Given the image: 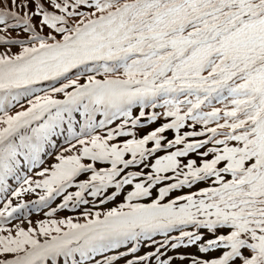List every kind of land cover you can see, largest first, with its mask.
Returning <instances> with one entry per match:
<instances>
[{
    "label": "snow or ice",
    "instance_id": "1",
    "mask_svg": "<svg viewBox=\"0 0 264 264\" xmlns=\"http://www.w3.org/2000/svg\"><path fill=\"white\" fill-rule=\"evenodd\" d=\"M9 30L25 35H5ZM4 45L20 50L0 53V264H118L128 254L125 264H145L152 254H135L157 234L164 236L161 248L220 253L191 264H264V0H0ZM74 70L87 82L70 79ZM100 73L104 79L96 78ZM61 79L58 87H39ZM22 100L28 106L9 114ZM148 107L162 111L146 122L168 121L140 138L125 131ZM101 110L108 123L123 118L104 137L92 134ZM77 113L84 121L79 132ZM65 126L75 144L69 140L37 179L21 176L26 164L42 162L45 146ZM166 130H174L172 139ZM114 136L132 138L109 143ZM96 162L109 166L98 169ZM198 183L207 186L169 198ZM125 186H132L126 203L102 218L85 212L84 223L45 220L38 230L16 225L14 234L4 227L26 214L24 193L39 190L32 203L43 207L62 196L57 208L75 209L89 203L86 194L103 204ZM154 188L155 199L139 202ZM9 193L19 202L13 205ZM125 245L126 252L106 254Z\"/></svg>",
    "mask_w": 264,
    "mask_h": 264
},
{
    "label": "rangeland",
    "instance_id": "2",
    "mask_svg": "<svg viewBox=\"0 0 264 264\" xmlns=\"http://www.w3.org/2000/svg\"><path fill=\"white\" fill-rule=\"evenodd\" d=\"M6 6V3H5ZM84 10H87L86 8ZM44 33L48 32V29H43ZM5 35L10 34L11 36H17V35H25L23 33H20L19 30H9L7 33H4ZM58 39L60 38L59 36L57 37ZM9 48L10 52L12 54L17 53L20 49L19 46L16 45H12V46H8V45H4V46H0V53H2L4 51L5 48ZM69 78L70 79H77L79 83L83 84L87 82V77L83 76H78V72L76 70H74L73 72H71L69 74ZM97 79H104V77L97 75L96 76ZM66 80L61 79L60 81L56 82V81H48L45 82L43 84H40L39 87L41 89L44 90H49L52 86H60V84L65 83ZM69 91L72 90L71 88L68 89ZM43 94V93H41ZM54 98L56 99H63L64 98V94L63 93H54L53 94ZM27 102L26 100H22L20 104H14L11 109H10V114L14 115L17 111H21L23 110V108H26ZM141 111L140 106L138 105H134L132 108V115L133 117H138L139 113ZM146 116L140 118V123H138L135 128H133L129 122L128 125L125 126V131H133L136 133V137L140 138L142 137L144 134L154 130L156 127L162 125L163 123L167 122L168 119L164 122H162V118L160 117L158 118L156 121L153 122H146V118L147 115L150 114L152 111H157V112H161L162 109L157 108L155 110H153L151 107L145 108L144 109ZM123 118H114L112 119L111 123L107 122V118L103 112V110L98 111L96 113H94V119H93V125L95 127V131L92 133L93 135H100L102 137L106 136L107 132L111 129H115L119 124H121ZM104 121L103 124H101L100 122ZM83 117L80 116L78 113L75 114V117L73 119V124L75 125V131L79 132L80 131V127L81 124H83ZM164 135L167 137V139H171L174 136V130H166V132L164 133ZM71 136L72 133H70L67 129V126H65L64 128H62L59 132V135L55 136L52 138V140L49 141V143L45 146L44 151L42 153V162L40 164H38L36 167L31 168L29 165H25L23 167V170H26V168L29 170V173H26V175H33V179H37L38 177L36 176V173H38L39 171H41L43 168H47L51 165H53L56 161V157L57 154L61 153L64 149H67L69 147V140H71ZM83 138V137H81ZM132 138L130 136H119V137H115L113 138V140L109 141V143H117V144H121L123 141H125L126 139ZM199 138H203V137H199ZM71 143L75 144V140H71ZM149 147H151V143L148 145ZM81 146H77V148H79ZM201 151H203V149H201ZM65 154H73L72 152H68ZM163 154V152H158L156 155H161ZM126 158H128V156L126 155ZM189 158H195L197 159V162L199 163V157L196 156L195 154H192ZM84 162L88 163L91 162L88 160V158H84ZM109 165L106 162H96L95 163V167L102 168V167H108ZM142 168L141 167H133L128 169L127 171H140ZM143 171L147 172L148 169L144 168ZM90 174H85L82 175L80 177L81 180L86 179L87 176ZM22 176V175H21ZM10 182L13 184L12 187H18V184L14 181V180H9V184ZM132 188V186H125L121 193L110 199V200H106L105 203L101 204L99 198H94V197H90L87 194L85 195V199H87L89 201L88 204H81L79 207L72 209L71 207L68 208H57L58 205H60L62 203V196L61 197H56L53 201L50 202L48 207H43L40 205H36L33 204L32 202L38 199V192L39 190H37V193H24L23 196L20 198L21 200L25 201L28 203V209L26 210V214L24 215H18L15 218H12L13 223L11 222L9 225H11V227H9V229L11 230H16L15 226L19 225L23 228H25L26 230L29 227H32L36 230L39 229L40 227V223L42 221L45 220H61V219H66V218H72L73 222H79V223H84L87 221V219L89 218V216L84 215L85 212H89L92 213V218L94 217V213L95 212H100L101 213V218L104 212L112 209V208H116L118 207L121 203H126L125 200V196L126 193L128 191H130ZM77 189L75 188V186H73L71 189H69V191H76ZM114 189L110 188L107 190L108 193H111ZM186 193H183V190H174L169 198H175L176 196L179 195H184ZM9 198L12 199L13 205H15L16 203H18L19 201L17 200V198L15 197H11L10 193L8 194ZM157 196V190L156 188H154L152 190V196L151 198H143L141 201L142 203H150L151 199H155ZM0 201H2L3 203L5 202V198L3 194H0ZM166 202V201H165ZM0 207H3V204L0 205ZM51 208H57V211L52 214V215H46V213H48L50 211ZM41 209V210H39ZM75 211V213H73ZM71 212V213H70ZM29 213V216L32 215L31 218H26L28 216H26ZM18 219H27V221L25 220H18ZM62 228H64L66 230V225H60ZM15 232V231H14ZM6 234V233H3ZM178 235V233L176 232H172L169 234V236H176ZM41 240L44 239V237L41 235L39 237ZM205 240L210 238L209 234L205 233L204 236ZM153 239L156 241V243H152V240H148L145 239L143 241H141L138 251L135 255H148V254H152L151 256H149V258L147 259V261L145 262V264H159V261L162 260H167L169 257H171V262L170 264H191L192 259L194 258H203V259H209L212 257H216L218 256L220 253L218 251L212 250L210 252H208L207 254L201 253L198 251V248L196 246H188V247H180L177 249H172L171 248V243H169L166 247L161 248L160 247V242L163 241L164 236L162 234H157L153 237ZM203 242V241H202ZM131 245H125L122 246L120 249H115V250H110L108 253V255L110 254H114V253H118V252H126L127 251V247H130ZM159 248V253L156 252V250ZM159 257V259H158ZM183 257V258H182ZM102 255H97L95 257V259L100 260L102 259ZM132 254H128L126 257L121 258L118 261V264H125V261L127 259H132ZM66 258H61V260H64Z\"/></svg>",
    "mask_w": 264,
    "mask_h": 264
},
{
    "label": "trees",
    "instance_id": "3",
    "mask_svg": "<svg viewBox=\"0 0 264 264\" xmlns=\"http://www.w3.org/2000/svg\"><path fill=\"white\" fill-rule=\"evenodd\" d=\"M98 75L104 77V74H103V73H100V74H98ZM84 76L87 77L86 75H84ZM167 119H169V118L163 117V118H162V122L166 121ZM201 127H202L201 125H196V129H197V130H200ZM188 130H191V129L185 128V129H182V132H183V131H188ZM172 138H173V137H172ZM172 138H171V139H172ZM209 158H210V157H209ZM227 178H230V177H227ZM205 186H207V185L204 184V183H198L196 186H194V187L191 188V189L185 187V188L182 189V190H183V193H188L189 191H197L199 188H202V187H205ZM209 237L211 238L210 235H209Z\"/></svg>",
    "mask_w": 264,
    "mask_h": 264
}]
</instances>
